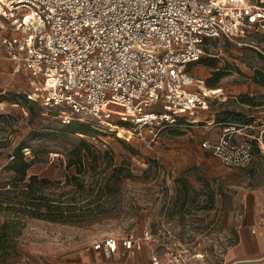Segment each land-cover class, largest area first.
<instances>
[{"label":"rangeland","instance_id":"1","mask_svg":"<svg viewBox=\"0 0 264 264\" xmlns=\"http://www.w3.org/2000/svg\"><path fill=\"white\" fill-rule=\"evenodd\" d=\"M255 1L264 5V0ZM5 32L0 29V36ZM263 33L264 28H260L239 37L210 39L202 58L215 60L223 71L209 87L218 89V97L199 112L197 121L154 128L153 140L147 128L118 135L115 125L132 129L131 123L118 120V106L111 111V125H101L92 117L70 118L69 123H63L55 108L23 102L31 93L27 74L14 69L0 45V185L9 176L4 169L8 155L20 141L27 145L22 149L24 154L33 160L28 174L50 180H64L65 175L79 171L87 178L91 173L87 168L90 159L82 169L67 166L69 150L79 137L88 139L101 152L107 150L105 158H111L109 164L102 162L97 168L101 179L97 193L88 191V183L83 188L65 183L54 190L83 204L81 211L92 209V220L70 224L28 218L15 252L0 264H87L94 261V240L106 235H140L145 229L155 232L162 225L176 232L181 244L178 248L188 254L190 264H222L226 246L235 242L239 226L253 219L264 224V158L253 155L254 170L251 163L226 167L201 146L202 141H215L222 132L214 121L204 120L230 108L254 116L249 131L258 134L264 129V107L247 108L237 103L239 94L264 92V87L250 79L255 68L264 71V60L255 51L263 44ZM188 69L207 87L213 68L198 62ZM68 125L75 129L88 126V132L71 134L66 130ZM175 193L185 196L181 213L172 211L170 199ZM88 201L91 204L86 206Z\"/></svg>","mask_w":264,"mask_h":264},{"label":"built area","instance_id":"2","mask_svg":"<svg viewBox=\"0 0 264 264\" xmlns=\"http://www.w3.org/2000/svg\"><path fill=\"white\" fill-rule=\"evenodd\" d=\"M260 28L264 5L255 0H0V45L14 69L26 72L28 98L58 110L62 122L92 117L111 125L118 106V120L132 124L124 132L147 128L152 140L154 128L193 122L218 97L188 69L207 40ZM252 127L228 125L201 146L228 168L249 163L255 146L264 158V129ZM142 240L158 242L165 264L189 263L165 225L91 246L105 258L127 256ZM151 262H160L158 252Z\"/></svg>","mask_w":264,"mask_h":264},{"label":"trees","instance_id":"3","mask_svg":"<svg viewBox=\"0 0 264 264\" xmlns=\"http://www.w3.org/2000/svg\"><path fill=\"white\" fill-rule=\"evenodd\" d=\"M261 41L263 42L261 48L255 47V51L257 56L264 60V33L262 34ZM198 62L214 69L212 77L207 78L205 82L208 88L212 87L223 75V71L217 68L215 60L206 61L201 57ZM250 79L253 83L264 87L263 70L255 68ZM263 99L264 92L258 95L242 93L239 94L237 103L247 108H263ZM22 100L23 102H37L28 97H23ZM13 103L16 104L17 101H13ZM37 103L39 104V102ZM29 111L32 114L30 109ZM254 120L252 114L230 108H224L221 112L215 114V122H220L224 126L252 124ZM63 123H69V121ZM66 127V130L71 134L76 132L87 134L88 132V126H79L77 129L72 128L70 125ZM25 147L27 145L23 141H20L12 149L8 155V161L4 165V169L8 172L9 176L0 185V262L15 252L17 238L20 236L25 221L28 218L70 224L77 223L83 219L92 220L94 218L92 209H89L87 212L85 210L81 211L80 208H83V204L80 205L75 200L71 201L63 198L64 193L61 191L55 192L54 190L61 189V186L65 183L77 188H83L88 183V187H90L88 191L97 193L100 190L101 181L98 178L97 168L102 162L109 164L111 159L110 157L105 158L108 153L107 150L101 152L88 139L79 137L74 141L72 148L69 150L67 166L73 165L75 169H82L87 159H90L91 162L87 164V168L90 169L91 173L86 178L78 170L79 172L72 174V176L65 175L64 180H50L35 173L28 174L33 160L27 158L24 154L22 149ZM254 154L256 158L262 157L256 146L253 150ZM249 163L252 164L251 167L254 170L256 162L251 159ZM91 185L96 187L93 188ZM85 204L88 206L91 204V201Z\"/></svg>","mask_w":264,"mask_h":264},{"label":"crops","instance_id":"4","mask_svg":"<svg viewBox=\"0 0 264 264\" xmlns=\"http://www.w3.org/2000/svg\"><path fill=\"white\" fill-rule=\"evenodd\" d=\"M209 116V120H204L205 122L214 121V125L221 129V131L226 127L220 122H215V114H210ZM184 197V195L175 193L170 199L172 201L173 212H176V210L180 213L184 211L186 202ZM153 252H158L160 256L158 264H165L162 261V249L158 246V242L149 240H142L134 253L127 256L116 252L112 257L105 258L100 251L92 248L94 261L87 264H152L151 254ZM222 264H264V224L253 219L239 226L235 242L226 246Z\"/></svg>","mask_w":264,"mask_h":264},{"label":"bare ground","instance_id":"5","mask_svg":"<svg viewBox=\"0 0 264 264\" xmlns=\"http://www.w3.org/2000/svg\"><path fill=\"white\" fill-rule=\"evenodd\" d=\"M211 91H212V92H217L218 89H212V88H211ZM123 129H124V128H122V127H118V129H117V134L122 136V133L124 132Z\"/></svg>","mask_w":264,"mask_h":264}]
</instances>
